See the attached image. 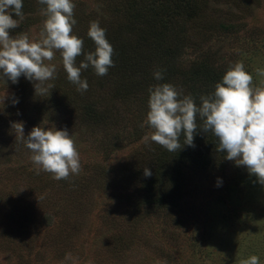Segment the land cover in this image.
Returning <instances> with one entry per match:
<instances>
[{
	"label": "rangeland",
	"instance_id": "1",
	"mask_svg": "<svg viewBox=\"0 0 264 264\" xmlns=\"http://www.w3.org/2000/svg\"><path fill=\"white\" fill-rule=\"evenodd\" d=\"M202 1L184 21L189 34L217 56L243 63L253 87L264 86L255 73L264 69V0ZM73 2L75 19L92 11L99 24L110 17L108 0ZM43 7L23 0L24 19L10 34L39 40ZM77 26L78 20L73 31ZM49 63L56 74L46 85L55 87L43 96L23 75L18 83L0 77V264H240L251 255L264 264V185L255 175L231 160L214 169L187 163L178 182L180 204L150 203L142 184L129 178L148 152L124 131L134 128L130 115L116 126L91 124L63 105L72 83L58 51ZM136 120L144 124L146 117ZM15 122L25 136L36 126L66 128L79 173L61 180L37 174L31 151L16 139ZM142 201L150 205L139 208Z\"/></svg>",
	"mask_w": 264,
	"mask_h": 264
},
{
	"label": "clouds",
	"instance_id": "2",
	"mask_svg": "<svg viewBox=\"0 0 264 264\" xmlns=\"http://www.w3.org/2000/svg\"><path fill=\"white\" fill-rule=\"evenodd\" d=\"M45 17L39 40H30L26 34L11 35L24 19L23 0H0V77L18 83L23 75L31 81L35 94L43 96L55 86L46 82L55 79L56 65L51 64L58 51L67 79L83 93L89 87L81 71L91 66L96 75H107L114 67V48L106 38V30L96 21L90 22L87 35L95 44V51L83 53V40L73 34L75 4L73 0H38ZM15 17H18L16 19ZM84 59L76 65L79 56ZM255 73L264 77V69ZM156 80L163 79V70L154 72ZM253 75L241 62L231 65L215 85L214 92L200 96V104L191 95H183L170 83L149 88L148 112L144 124L152 130L144 137L168 152L176 153L184 145L195 147L198 131L211 133L216 138V151L226 153L227 160L245 166L264 185V86H252ZM264 84V81L261 82ZM6 97H4L5 99ZM13 105L18 98L12 97ZM16 139L32 153L30 159L41 170L56 180L68 179L81 168L78 150L68 130L34 127L25 136L23 124L15 122ZM183 140L181 142V137ZM144 176L151 170L144 168ZM221 181L218 180L217 186ZM240 264H260L259 257L251 255Z\"/></svg>",
	"mask_w": 264,
	"mask_h": 264
},
{
	"label": "trees",
	"instance_id": "3",
	"mask_svg": "<svg viewBox=\"0 0 264 264\" xmlns=\"http://www.w3.org/2000/svg\"><path fill=\"white\" fill-rule=\"evenodd\" d=\"M108 1L110 17L100 26L106 30V38L114 48V67L109 68L105 76L96 75L91 66L82 70L81 78L87 80L88 89L81 93L72 84V89L66 90L63 105L80 112L91 124L116 126L129 114V123L134 128L123 127L124 131L135 134L131 137L134 142H140L148 150L141 164L131 166L129 178L142 184L150 203L178 202L179 205L184 192L178 182L186 178L182 167L187 163L209 169L223 167L226 153H218L216 138L203 131L194 135L195 147L184 145L176 153L168 152L150 140L145 142L144 137L152 130L146 124L141 128L143 123L136 119L143 116L145 119L147 115L146 98L150 96V87L170 83L181 88L183 95H191L199 105L200 96L214 92L216 83L222 82L233 62L225 56H217L210 47H202L189 34L184 21L193 18L202 0ZM93 13L87 16L77 13L78 26L73 33L83 40V53L95 51V44L87 35ZM190 46L195 51L193 54L187 52ZM83 59L81 55L76 61L79 64ZM157 70H163L162 80L154 78ZM119 138L116 135L111 140L117 144ZM145 166L151 170L150 177L143 174ZM147 201H142L138 207L150 205Z\"/></svg>",
	"mask_w": 264,
	"mask_h": 264
}]
</instances>
